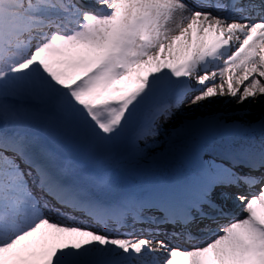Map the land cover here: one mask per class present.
Here are the masks:
<instances>
[{"label":"snow or ice","instance_id":"snow-or-ice-1","mask_svg":"<svg viewBox=\"0 0 264 264\" xmlns=\"http://www.w3.org/2000/svg\"><path fill=\"white\" fill-rule=\"evenodd\" d=\"M221 97L264 105V0H0V264H264V116L118 176Z\"/></svg>","mask_w":264,"mask_h":264},{"label":"bare ground","instance_id":"bare-ground-1","mask_svg":"<svg viewBox=\"0 0 264 264\" xmlns=\"http://www.w3.org/2000/svg\"><path fill=\"white\" fill-rule=\"evenodd\" d=\"M246 83L247 82H245V84ZM242 87L243 85H241V88ZM241 109L248 110L249 114L247 116H243V119L245 121L255 122L259 120L262 116H264V105H261L259 103L252 104L251 106H249L247 103H245L244 105H237L227 97L217 98L215 102L212 103L210 106L198 110L195 114L188 111L179 114L175 121L165 126L163 134L161 135L159 143L156 146L155 152L152 154V156L148 160L143 161L138 166L131 165L121 168L118 171V176L124 183L126 181L125 174L128 175L127 172H129L130 179L127 181V183H129V186H139L141 184L146 183L152 178L153 172L155 170V164L153 163V161L158 159L159 156L169 148L170 144H174L177 148L183 150H196L197 148H204L207 146L208 143H211V141H205L203 138L193 134L177 136L176 132L180 130V125L184 121L185 117H191L193 121H197L200 119H209L214 116H224L226 118H240L242 115L240 111ZM253 191L257 190L254 189ZM241 206L242 208H239L237 212V218L238 216L244 215L245 213L243 212V205L238 203L234 204V207ZM160 238L170 239V237L164 236H161ZM176 242L181 244L184 243L183 240Z\"/></svg>","mask_w":264,"mask_h":264},{"label":"rangeland","instance_id":"rangeland-1","mask_svg":"<svg viewBox=\"0 0 264 264\" xmlns=\"http://www.w3.org/2000/svg\"><path fill=\"white\" fill-rule=\"evenodd\" d=\"M202 117V116H201ZM128 173V175L127 174H125V180H129L130 179V173L129 172H127ZM131 174H132V172H131ZM127 186H129V183L128 184H126ZM230 204H231V201L229 202ZM245 215V214H244ZM243 216V215H242Z\"/></svg>","mask_w":264,"mask_h":264}]
</instances>
